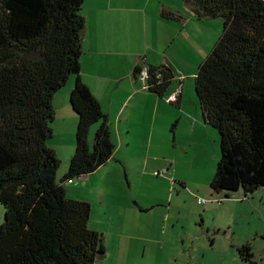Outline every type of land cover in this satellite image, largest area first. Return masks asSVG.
I'll return each instance as SVG.
<instances>
[{
    "label": "trees",
    "instance_id": "16d2710c",
    "mask_svg": "<svg viewBox=\"0 0 264 264\" xmlns=\"http://www.w3.org/2000/svg\"><path fill=\"white\" fill-rule=\"evenodd\" d=\"M184 2L199 21H223L222 35L195 79L202 117L220 134L211 188L246 195L264 190V0ZM84 4L0 0V204L5 211L0 264H98L108 249L104 234L89 226L92 205L69 198L62 186L92 174L115 151L109 118L80 77ZM161 16L172 18L166 10ZM148 69L149 90L164 95L173 70ZM70 80V106L78 119L76 150L58 178L61 160L49 145L54 99ZM176 127L177 122L173 135ZM238 252L248 264H260L251 243L240 245Z\"/></svg>",
    "mask_w": 264,
    "mask_h": 264
},
{
    "label": "crops",
    "instance_id": "0c3cea01",
    "mask_svg": "<svg viewBox=\"0 0 264 264\" xmlns=\"http://www.w3.org/2000/svg\"><path fill=\"white\" fill-rule=\"evenodd\" d=\"M163 10L171 12L170 20L161 16ZM84 15L86 27L80 77L109 118L115 151L113 157L92 174L63 182L67 196V187L81 189L84 195L73 194L69 197L92 202L95 207L100 204L101 207L92 212L109 220L112 226L115 222L123 221L126 224L127 219L132 221L133 218L147 216L152 221L153 218L159 223L165 221L168 226L175 228L182 223L178 216L182 202L174 199L175 193L178 196L188 193L191 197L194 194L195 197H202L203 194L204 198L212 197L214 202L220 203L222 197H225L223 193L214 194L207 189L206 182L201 180L186 186L187 180L178 175L180 167L183 164L186 166L187 159L190 156L191 159L195 158L190 150L200 142H207V135L213 134L202 117L199 102L186 96V88L193 80L195 85L200 64L212 52L213 46H207L213 38L212 30L208 34V25L205 23L202 27L188 14L186 8L174 0L168 3L165 0H85ZM192 37L194 40L196 38L193 42L190 41ZM150 65L168 66L174 72V79L162 96L151 92L147 81L140 77V71L135 72ZM73 87L74 82L70 80L65 88L67 94H63L57 101L56 97L54 99L52 140L56 139V142L50 147L61 160L60 169L66 167L64 175L76 150L78 119L69 101ZM174 94H177L176 99L169 100ZM176 122L173 135L171 131ZM160 145L167 148L172 146L174 149L180 145L183 153L178 155L177 152L178 156L176 153L171 155V151L160 153ZM165 163H170L164 167L169 168V171L173 167V175L167 177L171 172L160 175L157 173L159 169L154 174L166 176L164 181L167 195L156 197L154 192L134 193L136 177L138 180L144 176L153 179V174L147 172ZM239 192L247 199L245 203H254L255 198L250 201L243 190ZM210 207L198 209L196 215L205 218L206 209ZM217 209L224 211L225 205ZM125 224L122 229H125ZM217 227L219 231L222 230L221 225ZM143 234V229L137 227L126 238L138 241L143 238ZM164 234H168V227ZM187 236L192 235L188 233ZM148 240L154 241V238L148 237ZM244 243L252 244L255 260L264 264L262 229H251L243 239L233 238L225 247L227 251L222 254L220 264H248L238 252V247ZM230 248L235 249L232 256L228 254ZM184 252L187 253V250L173 252L172 259L176 264H192L189 256H193V253L188 256Z\"/></svg>",
    "mask_w": 264,
    "mask_h": 264
},
{
    "label": "rangeland",
    "instance_id": "374dc122",
    "mask_svg": "<svg viewBox=\"0 0 264 264\" xmlns=\"http://www.w3.org/2000/svg\"><path fill=\"white\" fill-rule=\"evenodd\" d=\"M165 1L168 3L172 0ZM174 1L176 4L180 3V5L186 8L184 0ZM187 12L191 17L193 16L188 10ZM197 23L202 27L203 24L206 23L208 25V34L209 30H212L213 38L210 39L207 44L208 48L213 46L211 49L212 51L223 32L222 19L212 18L208 20H197ZM195 40L192 37L190 41L193 42ZM178 42H181V40ZM202 53L205 54V52ZM186 66H188V64L185 65V67ZM65 88L66 87L56 95V101L58 98H61L63 94H67L65 93ZM186 96H191L198 102L194 80L190 86L186 88ZM53 122H55V119ZM210 130H212L213 134L207 135V142H200V145L197 144L196 148L190 150V154H195V158L191 159L190 156V158L187 159L186 166L183 164L178 170V175L187 180L188 184L186 183V186H192L201 180L206 182L209 191L218 194V192L211 188L210 184L216 173L220 159V134L213 126H210ZM95 131L96 127L93 126L90 130V143L94 138ZM53 142H56V139L54 141L51 139L49 145L53 144ZM170 145H173V143L170 142ZM159 151L160 153H168L171 151V155L176 153V156L183 153L180 145L175 149L172 148V146L167 148L165 145L163 147L160 145ZM157 163L159 164V162ZM167 164L168 163L162 164L163 166L160 165L147 172L153 174V179L149 176H144L138 180V177H136L133 187L134 193L139 192L141 194H147L154 192L156 197H160L159 195L163 194L167 195V186H165L164 181V177L166 176H156L154 174L156 170H161L170 165V163ZM172 169L173 167H170L169 173L171 172V174L167 177L173 175ZM65 171V166L61 169L59 167L58 178L62 177ZM126 182L128 181L126 180ZM177 186L180 187L179 184H177ZM67 188L68 197L73 194L79 196L84 195V192L79 188ZM181 189L183 188L181 187ZM238 192L239 191L230 193L226 191L219 192L225 195V197H222L220 203L214 202L212 197L204 198L205 196L203 194H201L202 197H195V194L191 197L188 193H182L179 196L175 193L174 199L178 200V202H182L181 212L178 215L182 223L177 224L175 228H172L170 225L168 226L165 221L159 223L156 222L155 218H153L154 220L152 221L147 216L133 218L132 221L127 219L126 224L123 221H119L118 223L115 222L112 226L109 220L92 212L89 226L99 231L100 234H104V243L108 247L105 256L99 259L98 264H176L172 259V254L175 251L182 252V250H187L188 254L186 252L184 253L188 256L191 252L193 253V256H189L192 264H220L222 254L227 251L224 249L233 238L243 239L248 235L251 229H262L264 231V216L262 217V215H264V190H259L253 194L247 195L246 198L250 197V201H253L255 198L252 204L245 203L247 199L240 193L242 191ZM199 198L207 199V202L205 204H199ZM90 204L92 205V211L98 210L101 207L100 204L96 205V207L92 202ZM221 205H225L224 211H219L217 209ZM204 206L212 207L206 209V214H204L205 218H201L196 214L198 213V209ZM4 212V207L0 204V226L4 222ZM124 224L125 229H122ZM218 225L222 226V230H218ZM137 227L143 229V238H140L138 241L133 238H126L129 237ZM166 227H168L167 235L164 234ZM224 229H226V232H224ZM186 232L187 234H185ZM123 233L125 234L124 236H122ZM188 233L192 236H187ZM148 237H153L154 241L148 240ZM214 237H216L215 241ZM234 250L235 249L230 248L228 254L232 256Z\"/></svg>",
    "mask_w": 264,
    "mask_h": 264
},
{
    "label": "built area",
    "instance_id": "2783aa9c",
    "mask_svg": "<svg viewBox=\"0 0 264 264\" xmlns=\"http://www.w3.org/2000/svg\"><path fill=\"white\" fill-rule=\"evenodd\" d=\"M149 75H150V74H149V69H148V67L143 68V69L141 70L140 77H141L144 81H147ZM176 95H177V94H174L173 96H171L169 100H174V99H176ZM157 173L160 174V175H168V174H169V169H168V168H163V169H161L160 171H158ZM206 202H207V199H202V198H199V199H198V203H199V204H205Z\"/></svg>",
    "mask_w": 264,
    "mask_h": 264
},
{
    "label": "clouds",
    "instance_id": "9594fccd",
    "mask_svg": "<svg viewBox=\"0 0 264 264\" xmlns=\"http://www.w3.org/2000/svg\"><path fill=\"white\" fill-rule=\"evenodd\" d=\"M168 169H169V168H168ZM159 171H160V170H159ZM71 181H72V180H71ZM71 181H70V182H71Z\"/></svg>",
    "mask_w": 264,
    "mask_h": 264
}]
</instances>
